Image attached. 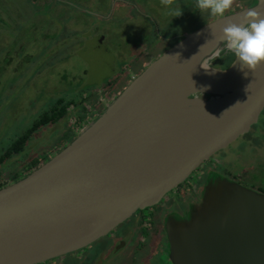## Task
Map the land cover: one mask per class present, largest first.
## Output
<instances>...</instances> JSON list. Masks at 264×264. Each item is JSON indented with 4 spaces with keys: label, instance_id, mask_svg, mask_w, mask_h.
<instances>
[{
    "label": "water",
    "instance_id": "water-1",
    "mask_svg": "<svg viewBox=\"0 0 264 264\" xmlns=\"http://www.w3.org/2000/svg\"><path fill=\"white\" fill-rule=\"evenodd\" d=\"M250 9L264 12V0L184 34L64 148L0 188V264L88 247L250 131L264 110V62L203 67L226 48L222 29ZM204 190L185 218L168 221L171 263L264 264V193L217 176Z\"/></svg>",
    "mask_w": 264,
    "mask_h": 264
},
{
    "label": "rangeland",
    "instance_id": "rangeland-1",
    "mask_svg": "<svg viewBox=\"0 0 264 264\" xmlns=\"http://www.w3.org/2000/svg\"><path fill=\"white\" fill-rule=\"evenodd\" d=\"M252 1L234 0L224 15ZM196 5L197 0H174L173 7L183 11L174 17L162 0H0V154L58 99L80 103L57 123L39 128L22 152L0 164V176L3 170L7 176L1 177L0 188L13 183L8 177L26 171L34 159L54 156L62 142L64 148L71 132L76 135L94 120L125 88L124 81L172 44L166 37H181L219 17ZM225 49L209 60L210 66L222 68L235 59L233 51L223 55ZM139 62L143 65L137 68ZM75 118L84 122L80 129ZM244 138L247 142L233 143L227 151L225 166L217 165L216 170L213 161L204 162L159 204L143 209L144 217L133 215L109 238L50 264H172L165 232L160 240L156 231H162L168 217L187 216L193 194L201 199L209 176L231 179L227 171H232L264 191L262 139L256 141L257 132L252 131ZM152 218L157 219L149 222Z\"/></svg>",
    "mask_w": 264,
    "mask_h": 264
},
{
    "label": "clouds",
    "instance_id": "clouds-1",
    "mask_svg": "<svg viewBox=\"0 0 264 264\" xmlns=\"http://www.w3.org/2000/svg\"><path fill=\"white\" fill-rule=\"evenodd\" d=\"M162 3L170 8V15H182L181 9L173 7L174 0H162ZM233 3L234 0H197L196 7L209 10L212 15L223 16ZM221 39L238 57L242 71L257 68L264 62V12L250 9L244 15V22L229 21L222 29ZM244 75L247 76V73L244 72Z\"/></svg>",
    "mask_w": 264,
    "mask_h": 264
},
{
    "label": "trees",
    "instance_id": "trees-1",
    "mask_svg": "<svg viewBox=\"0 0 264 264\" xmlns=\"http://www.w3.org/2000/svg\"><path fill=\"white\" fill-rule=\"evenodd\" d=\"M226 54L229 55L228 52L227 53L226 52L223 53V55H226ZM233 57L234 56H232V58ZM109 84H112V82H110ZM84 100L85 99H82L81 103ZM78 104H80V103H78L75 98H73V100H68V99H63V98L58 99L56 105L54 107H52L49 112H46L41 117H39V119H37L24 133H22L21 135L17 136L11 142V144L8 145L7 148H5V150L0 154V164H2L5 160L11 158L14 154L22 152L24 150L27 142L29 141V139L33 136V134L39 128H41L42 126L49 125V124L57 123L64 116L68 115V113H69L68 109L72 105L76 107ZM73 123H75V126H76L77 129L78 128L80 129L83 126L84 122L80 118H77V119L75 118L73 120ZM71 133H72L71 135L69 134L70 138L67 140V142H70L76 136V135H74L75 133H73V132H71ZM64 144H65L64 142L61 143V145H60L61 147H60V149L58 151H60L63 148ZM47 158H49V157H46V155H43V156H40L39 158L34 159L28 165V168L26 169V171L29 172L31 169L37 168V166L41 162L45 161ZM17 176L18 175L16 173L13 175V177H15V179L17 178ZM260 189H262V188H260ZM74 253H76V252L69 253V254H66V255H70V254H74ZM66 255H64V256H66ZM64 256H61V257H64ZM58 258L51 259V260H48V261H45V262H42V263H39V264H50L51 262L56 261Z\"/></svg>",
    "mask_w": 264,
    "mask_h": 264
},
{
    "label": "flooded vegetation",
    "instance_id": "flooded-vegetation-1",
    "mask_svg": "<svg viewBox=\"0 0 264 264\" xmlns=\"http://www.w3.org/2000/svg\"><path fill=\"white\" fill-rule=\"evenodd\" d=\"M184 35V33L182 34V36ZM181 36V37H182ZM181 37H177V36H169V37H166L165 39L167 40V41H173L174 43H176L177 41H178V39H180ZM175 38V39H174ZM172 42V44H170V46L169 47H171L174 43ZM168 47V48H169ZM167 48V49H168ZM143 65V63L142 62H139V65H136L137 66V68H140L141 66ZM228 66V64L226 65V66H224V67H222V68H225V67H227ZM146 67V66H145ZM144 67V68H145ZM143 68V69H144ZM124 83L127 85V83H128V80H126V81H124ZM114 98V97H113ZM263 112H264V110L262 111V113L260 114V117L262 116V114H263ZM260 117H259V119H258V122L256 123V124H254L253 126H252V128L250 129V131L248 132V133H246V134H244L243 136H241L239 139H237L235 142H233V143H239L240 141H242V140H245V138H244V136H246V135H248L251 131H252V133H254V132H257V139H256V141H259V139H262V140H260V143H261V145H259V146H261L262 147V150H264V116H263V119L260 121ZM243 138V139H242ZM246 141V140H245ZM247 142V141H246ZM232 143V144H233ZM229 145L228 147H226L225 149H222V150H220V151H218L217 153H215L212 157H210L209 159H207L206 161H204V162H206L207 164H208V161L209 162H212L213 161V163H214V166H215V169L217 168L216 166L217 165H219V166H221V164H224V162H225V155L226 154H228V152L227 151H229V149H230V151H231V148H232V146L234 145ZM264 152V151H263ZM240 153H241V151H240ZM203 162V163H204ZM202 163V164H203ZM223 166V165H222ZM224 166H225V164H224ZM215 169H212V171H213V173L212 174H214V170ZM217 170V169H216ZM227 171V170H226ZM28 171H21L20 173H18L17 171H15L12 175H10V177H8V178H11V181H15L16 179H15V177H13V175L15 174V173H18L17 175H19V174H21V173H27ZM211 173V172H210ZM5 171L3 170V173H2V175L3 176H0V180H2L1 179V177L3 178H5V177H7V176H5ZM0 175H1V172H0ZM242 174H236V173H232V171H227V176H229V178H231V179H233V180H235V181H237V182H239V183H241V184H243V185H245V186H248V187H250V188H252V189H255V190H257V191H260V192H263V191H261V190H259V187L258 186H256V185H252V184H249L248 182H247V180H241L240 179V176H241ZM211 176H214V175H211ZM211 176H209V178H207V179H210V177ZM208 177V176H207ZM238 178L240 179V180H238ZM6 180V179H5ZM13 181V182H14ZM245 181H246V183H245ZM208 182V181H207ZM1 183V182H0ZM206 185H207V183H206ZM206 185H205V187H206ZM254 186V187H253ZM205 187L204 188H202V190L204 191V189H205ZM258 188V189H257ZM264 193V192H263ZM200 199V196H199V194L198 195H196V194H193V199H192V201H191V203H190V205L188 206V209L186 208V214H188L189 213V211H190V208H191V206L193 205V204H196L197 202H198V200ZM143 211L144 210H138L134 215H139L138 216V218H142V217H144L145 216V214L143 213ZM170 214V213H169ZM169 214H167V215H169ZM175 214H179L178 212H175ZM166 215V216H167ZM179 215H181V214H179ZM157 218H152V220L150 219V221L149 222H152V221H154L155 222V220H156ZM137 220H139V219H137ZM168 221H169V217H168V219L166 220V222H164V224H163V229H162V231L160 230V228L159 229H157V233H158V236H160V240H161V237H162V234H163V231L165 232V236H166V241H167V244H168V239H167V230H166V228H167V224H168ZM125 222H127V221H125ZM124 222V223H125ZM140 222V221H139ZM124 223H122L121 225H119L117 228L119 229V227L120 226H123V224ZM144 224H146V223H144ZM115 229V230H113L110 234H108L107 236H105L106 238H109L111 235H113V234H115V233H117V230L118 229ZM147 230V229H146ZM114 231H116V232H114ZM141 231V230H140ZM164 236V237H165ZM105 237H103V238H105ZM100 240V239H99ZM112 241H114L113 239H111ZM98 241V240H97ZM97 241H95V242H97ZM94 242V243H95ZM93 244V243H92ZM91 244V245H92ZM90 246V245H89ZM168 246H169V244H168ZM135 248H136V245H135ZM134 248V249H135ZM86 248H83V249H81V250H85ZM81 250H78V251H76L77 253L79 252V251H81ZM169 259H170V257H169Z\"/></svg>",
    "mask_w": 264,
    "mask_h": 264
},
{
    "label": "bare ground",
    "instance_id": "bare-ground-1",
    "mask_svg": "<svg viewBox=\"0 0 264 264\" xmlns=\"http://www.w3.org/2000/svg\"><path fill=\"white\" fill-rule=\"evenodd\" d=\"M224 46L227 47V44H225ZM216 54H217V53L215 52V55H216ZM211 58H212V57H211ZM211 58H209V60H210ZM209 60H208L207 62H204V63H203V67L207 68V66H209Z\"/></svg>",
    "mask_w": 264,
    "mask_h": 264
},
{
    "label": "built area",
    "instance_id": "built-area-1",
    "mask_svg": "<svg viewBox=\"0 0 264 264\" xmlns=\"http://www.w3.org/2000/svg\"><path fill=\"white\" fill-rule=\"evenodd\" d=\"M108 104V103H107Z\"/></svg>",
    "mask_w": 264,
    "mask_h": 264
}]
</instances>
